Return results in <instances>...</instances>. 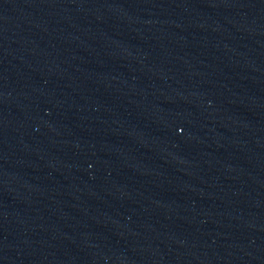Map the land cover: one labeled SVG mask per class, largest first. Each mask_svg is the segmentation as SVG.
Segmentation results:
<instances>
[{
	"label": "water",
	"instance_id": "obj_1",
	"mask_svg": "<svg viewBox=\"0 0 264 264\" xmlns=\"http://www.w3.org/2000/svg\"><path fill=\"white\" fill-rule=\"evenodd\" d=\"M0 264H264V0H0Z\"/></svg>",
	"mask_w": 264,
	"mask_h": 264
}]
</instances>
